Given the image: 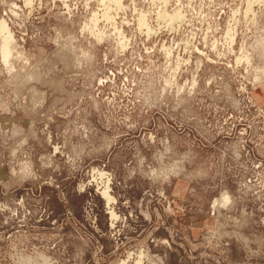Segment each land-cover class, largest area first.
Segmentation results:
<instances>
[{"label":"rangeland","instance_id":"1","mask_svg":"<svg viewBox=\"0 0 264 264\" xmlns=\"http://www.w3.org/2000/svg\"><path fill=\"white\" fill-rule=\"evenodd\" d=\"M0 21V264H264V0Z\"/></svg>","mask_w":264,"mask_h":264},{"label":"bare ground","instance_id":"2","mask_svg":"<svg viewBox=\"0 0 264 264\" xmlns=\"http://www.w3.org/2000/svg\"><path fill=\"white\" fill-rule=\"evenodd\" d=\"M28 1H30V0H28ZM27 3H29V2H27ZM26 3V4H27ZM115 3V5H116V2H114ZM250 6V5H249ZM251 7V6H250ZM250 10H251V8H250ZM116 13V12H115ZM163 13V12H162ZM175 14V13H174ZM173 14V16H170L169 18L170 19H168V20H171V21H173L177 16H176V14L174 15ZM178 14V13H177ZM164 15H165V13H164ZM94 16V15H93ZM166 16V15H165ZM179 17V16H178ZM246 17V16H245ZM167 18H168V16H167ZM140 19V18H139ZM178 21V20H177ZM114 22V21H113ZM170 22V21H169ZM174 22V21H173ZM166 25V24H165ZM146 27V26H145ZM172 29V28H171ZM146 30V29H145ZM170 30V29H169ZM9 31V30H8ZM8 31H7V28H6V25L3 23V22H1L0 21V33H5L4 35V37H5V39H3L2 41V44H1V54H2V56L4 57V58H7L8 57V55H9V53H10V47L13 45H9V42H10V40L11 39H9L10 38V36H11V34H8ZM6 33L8 34L7 36H6ZM3 37V36H2ZM3 37V38H4ZM12 38V37H11ZM2 39V38H1ZM168 56V55H167ZM2 57V58H3ZM245 59V58H244ZM109 186V185H108ZM108 186H106L105 187V189L103 190V192H102V195L107 199V201L108 202H114V200H113V198L110 196V193H109V187ZM114 219H115V217H116V215L112 212V215H111Z\"/></svg>","mask_w":264,"mask_h":264}]
</instances>
